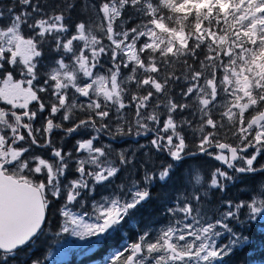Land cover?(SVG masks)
Listing matches in <instances>:
<instances>
[{"label":"snow or ice","instance_id":"snow-or-ice-1","mask_svg":"<svg viewBox=\"0 0 264 264\" xmlns=\"http://www.w3.org/2000/svg\"><path fill=\"white\" fill-rule=\"evenodd\" d=\"M261 161L264 0L0 3V264H228Z\"/></svg>","mask_w":264,"mask_h":264},{"label":"trees","instance_id":"trees-1","mask_svg":"<svg viewBox=\"0 0 264 264\" xmlns=\"http://www.w3.org/2000/svg\"><path fill=\"white\" fill-rule=\"evenodd\" d=\"M0 3L8 4L10 0H0ZM261 162L264 163V161ZM213 163L209 161L208 167H211ZM248 182L251 185L264 182V176L250 177ZM231 195L239 196L241 193L237 189H233ZM145 215H149V213L146 212ZM246 235L251 238L250 244L243 246L232 257L226 258L228 264H264V221L259 223L254 221L250 229L246 231ZM63 237L64 235L50 237L42 246L38 245L36 255L48 257L46 264H105L107 257L116 244V241H112L102 247L91 245L86 249H80L72 253L67 259L56 261L53 253L57 250V246Z\"/></svg>","mask_w":264,"mask_h":264},{"label":"rangeland","instance_id":"rangeland-1","mask_svg":"<svg viewBox=\"0 0 264 264\" xmlns=\"http://www.w3.org/2000/svg\"><path fill=\"white\" fill-rule=\"evenodd\" d=\"M92 244L90 241H82L77 237L64 235L62 241L57 246V250L53 253V257L56 261L67 259L72 253L79 251L80 249H86ZM64 247L65 251L61 253L60 249Z\"/></svg>","mask_w":264,"mask_h":264}]
</instances>
